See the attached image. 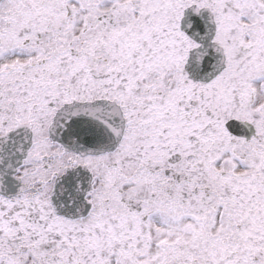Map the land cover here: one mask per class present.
Listing matches in <instances>:
<instances>
[{
	"label": "snow or ice",
	"instance_id": "obj_1",
	"mask_svg": "<svg viewBox=\"0 0 264 264\" xmlns=\"http://www.w3.org/2000/svg\"><path fill=\"white\" fill-rule=\"evenodd\" d=\"M0 264H264V0H0Z\"/></svg>",
	"mask_w": 264,
	"mask_h": 264
}]
</instances>
